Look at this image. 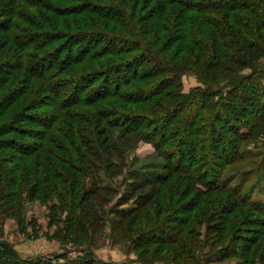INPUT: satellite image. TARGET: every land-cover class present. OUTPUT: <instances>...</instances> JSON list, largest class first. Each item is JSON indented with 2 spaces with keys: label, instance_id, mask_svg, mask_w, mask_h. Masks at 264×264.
I'll list each match as a JSON object with an SVG mask.
<instances>
[{
  "label": "trees",
  "instance_id": "1",
  "mask_svg": "<svg viewBox=\"0 0 264 264\" xmlns=\"http://www.w3.org/2000/svg\"><path fill=\"white\" fill-rule=\"evenodd\" d=\"M263 59L264 0H0V217L24 229L25 204L44 205L51 237L81 248L78 264H252L264 252V192L254 201L225 169L264 136ZM186 74L198 83L187 92ZM119 136L165 162L153 179L133 177L116 206L133 200L116 213L117 228L137 234L126 263L78 241L108 224L99 211L116 191L101 175L123 169ZM241 214L257 225L245 245L234 244ZM53 260L74 264L68 251ZM0 264L52 260L0 241Z\"/></svg>",
  "mask_w": 264,
  "mask_h": 264
},
{
  "label": "rangeland",
  "instance_id": "2",
  "mask_svg": "<svg viewBox=\"0 0 264 264\" xmlns=\"http://www.w3.org/2000/svg\"><path fill=\"white\" fill-rule=\"evenodd\" d=\"M259 74L264 76V59L259 66ZM183 83L185 92L198 84L196 77L190 74H186L183 77ZM115 135H120V133L115 131ZM119 137L125 145L126 157L122 161L123 169L121 171L120 168H116L115 172L118 175L110 181L104 178L103 174L101 175L102 184L116 191L114 192L116 194L111 195V202L108 205L109 209L104 207L103 210L99 211V215H104V219L108 224L102 229H98L94 234L86 232L85 237L82 238L81 241L78 239V241L80 244L91 242V244H93V254L99 261L126 263L127 261L135 260L138 255V250H135L132 244V240L137 234H132L129 239L130 232L127 233L128 237H126L123 231L117 228L118 216L116 213H118V210L128 209L133 200L119 207L116 206L118 201H120V196L122 194L123 196H127V192L132 190V183L134 182L133 177L138 180L139 178L145 179L146 177L153 179L154 176L161 173L165 162L154 152L153 146L150 143L139 141L135 137ZM115 138L114 136V143ZM257 141V144H255L256 142L253 143V141L247 143L245 150L249 152V156L247 155L245 159L239 160L229 167H226L225 173H227V177H233V183L235 182L234 185H238L242 182V186L245 189L252 188L251 197L253 200L261 201L263 200L262 194L264 192V136H259ZM117 160L118 159H116V161ZM116 165L118 166V164ZM137 174L139 176L136 177ZM220 199L222 201L227 200V195L222 194L221 196L220 194ZM47 213V208L44 205H40L38 202L25 204L23 211V218L25 220L24 229L18 227L17 221L14 218L0 217V241L12 247L23 259L43 257L51 259L52 264H65L63 263L64 261H56L53 260V258L60 254L67 253L68 251L69 259L74 261V264H78L75 258L81 257V255L78 254L81 248H72L70 245L64 246L51 237L52 234L56 232L57 226L48 228ZM66 215L67 212H65L62 217L64 218ZM241 216V221L243 222L245 220V215L241 214ZM252 218L256 219L254 216ZM32 220L36 223V232H34V230L32 231ZM208 224L210 223L208 222ZM61 226L62 225H60V227ZM256 226L252 227V225H248L244 222L239 224V229L235 234L236 242L234 244L239 243V245H245L247 243L245 240L253 237V230L257 228ZM205 227L206 224L197 228L203 233ZM201 256H199V258H201ZM206 261L207 260L203 258L201 262L199 261V264H244L243 260L234 258L221 259L211 263ZM252 264H264V252H262V257H257Z\"/></svg>",
  "mask_w": 264,
  "mask_h": 264
}]
</instances>
